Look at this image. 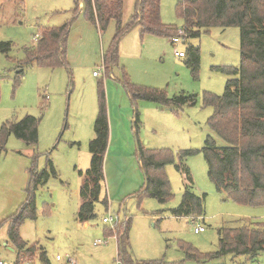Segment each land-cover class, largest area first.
Here are the masks:
<instances>
[{"label": "rangeland", "instance_id": "rangeland-1", "mask_svg": "<svg viewBox=\"0 0 264 264\" xmlns=\"http://www.w3.org/2000/svg\"><path fill=\"white\" fill-rule=\"evenodd\" d=\"M77 2L0 0V43L11 44L7 54H0V128L6 122H20L27 116L39 121L35 145L11 135L0 155V260L7 264L17 262L18 252L8 243L5 221L29 198L33 169L49 176L33 193L36 219L25 220L19 228L22 240L35 248L33 258L25 256V264H43L39 260L41 253H45L48 264H66L67 258L74 259L76 264H120L115 232L112 237L106 235V230H113L114 226L102 222L109 217L117 218L118 224L130 220L129 252L136 264H197L187 260L186 249L213 254L219 251L221 229L239 227L244 221L264 222V205L239 204L217 192L208 178L201 152L182 162L190 180L176 169L180 153L200 151L207 137H212L218 147L225 145L208 127L213 109L204 105L203 97L204 94L222 96L227 81L236 77L226 75L221 69L239 67V30H201L199 36L181 38L174 44L171 38L143 35L139 27H133L119 39L118 60L107 77L103 54L114 36L115 25L111 22L105 31L98 30L86 21L80 3L76 11ZM136 2L122 0L123 26L133 16ZM177 2L160 0V21L167 28L179 31L184 23L176 13ZM63 25L68 26V67L22 66L24 75L17 79V67L25 62V50L34 47L40 29ZM190 48L199 53L196 75L187 64ZM175 52L185 57H176ZM94 72L99 76L93 77ZM123 74L135 86L161 90L168 99L179 95L194 97V105L174 109L173 113L161 111L160 105L152 102H139L138 132L134 127V132L131 131L130 123L127 128L135 160L137 138L144 148L172 152L174 161L164 169L172 198L166 203L153 198L139 200L134 194L140 187L119 197L122 189L134 188V172L128 162L115 161L117 151L113 147L107 159L106 151L104 164L107 161L110 189L117 196L109 198L104 180L100 200L107 199V208L96 202V217L81 223L77 212L83 202L80 192L91 162L89 142L94 137L98 112V83L103 84L106 105L107 98L112 94L114 98L118 89L120 106L129 107V98L118 83ZM91 110H94L93 120ZM119 171L125 176L121 177ZM135 174L144 183L142 170ZM187 187L202 199L200 219L171 215ZM198 227L204 231L196 234L194 229ZM98 241L102 244L96 246ZM208 264H264V252L255 259L225 255Z\"/></svg>", "mask_w": 264, "mask_h": 264}, {"label": "trees", "instance_id": "trees-1", "mask_svg": "<svg viewBox=\"0 0 264 264\" xmlns=\"http://www.w3.org/2000/svg\"><path fill=\"white\" fill-rule=\"evenodd\" d=\"M81 3L82 13L87 22L105 31L113 22L115 33L107 51L103 54L104 70L107 77L118 60V43L121 36L133 27H139L141 33L159 37L176 38L178 31L167 28L160 21V0H137L135 12L126 26L122 25V0H78L76 11ZM176 13L183 20L186 37L199 36L201 30L211 28H237L239 30L240 62L238 68L225 67L221 71L229 79L222 96L204 94L203 102L213 109L207 124L215 136L225 145L218 147L212 137H207L200 151H184L179 155L176 169L185 173L183 160L193 154L202 153L208 169V178L217 192L235 202L249 206L264 205V0H178ZM68 26L40 29L34 47L25 50V62L17 67V79L24 75L22 66L36 65L50 68L68 67L67 38ZM11 44L0 43V54H7ZM188 66L196 75L199 68L197 49L188 50ZM127 94L133 111V127L136 133L139 122L138 103L152 102L160 105L161 111L175 112L174 109L185 105H194L192 96L179 95L172 99L161 90L138 87L130 83L126 75L118 81ZM98 112L94 122V137L89 142L91 155L90 167L84 176V186L80 192L82 204L77 212L81 223L96 217L94 204L98 201L107 208V199L100 200L104 182V159L109 142V123L106 97L102 82L98 83ZM38 123L36 118L27 116L20 122H6L0 128V155L5 151L9 136L35 145L38 141ZM136 158L144 176V183L134 197L139 200L153 198L166 203L172 198L169 181L165 175V165L173 163L172 152L150 150L136 140ZM36 158L33 159V164ZM51 174H54L52 170ZM45 172L31 171L30 196L17 213L8 218V243L18 252L16 264H25V256L32 257L34 247L22 240L19 228L25 220L36 219L34 191L48 178ZM202 199L187 187L180 205L171 210L174 217H202ZM200 219V218H199ZM236 228H224L219 231V251L200 254L186 249L187 260L197 264L230 255L233 258L255 259L264 252V222L244 221ZM130 220L117 224L113 230H106L107 237L115 232L117 242V260L120 264H136L129 252L128 233ZM1 226V223H0ZM7 243V244H8ZM43 264H48L45 253L39 255ZM163 264V263H145ZM167 264V263H165ZM176 264V263H169Z\"/></svg>", "mask_w": 264, "mask_h": 264}, {"label": "crops", "instance_id": "crops-1", "mask_svg": "<svg viewBox=\"0 0 264 264\" xmlns=\"http://www.w3.org/2000/svg\"><path fill=\"white\" fill-rule=\"evenodd\" d=\"M82 4L80 3V6ZM83 6V5H82ZM82 9V8H81ZM81 11V10H80ZM116 95L114 96V98L112 97L113 94L111 95V97L107 98V113H108V123H109V142H108V147H107V157L109 156V152L110 150H112L113 147H116V153L114 156V159L116 162H123L124 164L126 162L129 163L128 166H130L132 168V171L134 172L132 174V177L134 179V188H132L131 190H125L121 191L119 197H123L126 193H129L133 190H136L137 188H141L143 185V182H140L136 177L135 172H137L138 170H140V163L139 161L133 158V145L131 143L130 138L128 137L127 134V128H128V124H132V129L131 131L134 132L133 129V122H134V118H133V111L131 112L132 109H130V105L129 107L126 104H121L120 106V99L118 100V89H116ZM139 106V105H138ZM98 111V109H97ZM94 110H91V113L93 114L92 120L94 119L95 115H94ZM129 131V130H128ZM137 146V144H136ZM119 166V163H118ZM105 167V173H104V180L107 184V193L109 195V198H113L115 196H117V194H114V192L110 189V183H109V176H108V168H107V161H105L104 164ZM124 168V167H122ZM119 169H117L118 171ZM120 172V171H119ZM118 172V173H119ZM120 176L122 177L123 175L125 176V173H121L120 172ZM128 175V173H126ZM128 181L129 178H128ZM139 188V189H140Z\"/></svg>", "mask_w": 264, "mask_h": 264}, {"label": "built area", "instance_id": "built-area-1", "mask_svg": "<svg viewBox=\"0 0 264 264\" xmlns=\"http://www.w3.org/2000/svg\"><path fill=\"white\" fill-rule=\"evenodd\" d=\"M178 34H179L180 37L173 38L172 39V43L177 44V43L180 42L181 38H186V35H185L183 30H179ZM175 56L179 57V58L185 57V55L183 53H181V52H175ZM98 76H99V73H96V72L93 73V77H98ZM102 222L105 223V224H111V225H113L115 227L118 224L119 221L117 220V218L109 217V218H104ZM203 231H204V229L202 227H198V228L194 229V232L196 234L197 233H201ZM101 244H102V242H100V241L95 243L96 246L97 245H101ZM57 260H59V259H57ZM0 264H7V263H5V262L0 260ZM66 264H76V262L72 258H67L66 259Z\"/></svg>", "mask_w": 264, "mask_h": 264}, {"label": "bare ground", "instance_id": "bare-ground-1", "mask_svg": "<svg viewBox=\"0 0 264 264\" xmlns=\"http://www.w3.org/2000/svg\"><path fill=\"white\" fill-rule=\"evenodd\" d=\"M180 37V36H179Z\"/></svg>", "mask_w": 264, "mask_h": 264}]
</instances>
